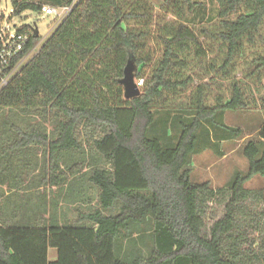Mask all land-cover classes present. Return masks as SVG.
Instances as JSON below:
<instances>
[{
    "label": "trees",
    "instance_id": "obj_1",
    "mask_svg": "<svg viewBox=\"0 0 264 264\" xmlns=\"http://www.w3.org/2000/svg\"><path fill=\"white\" fill-rule=\"evenodd\" d=\"M214 1L219 28L208 33L222 47L225 77L237 57L264 46V0ZM139 2L10 0L12 16L45 4L71 9L0 90V264H264V188L244 187L264 176V95L259 139L243 147L247 170L227 188L192 182L195 154L220 156L222 141L240 137L224 113L247 105L241 81L227 99L207 104L198 84L186 106L159 111L165 94L193 82L188 55L205 50L179 22L159 36L162 52L151 62L141 53L146 32L135 27L148 15ZM29 28L17 30L29 38L13 64L39 40ZM251 55L249 75L261 82L264 52ZM128 60L142 79L131 98L119 82ZM227 191L221 217L204 232L209 204ZM59 198L72 217L62 210L58 219Z\"/></svg>",
    "mask_w": 264,
    "mask_h": 264
},
{
    "label": "rangeland",
    "instance_id": "obj_2",
    "mask_svg": "<svg viewBox=\"0 0 264 264\" xmlns=\"http://www.w3.org/2000/svg\"><path fill=\"white\" fill-rule=\"evenodd\" d=\"M164 0H140L138 4L139 11L148 10L146 20L135 23L137 29L143 28L146 32L145 47L141 52L151 54V62H155L161 55L162 45L160 37L171 27H176L179 22H183L195 32L201 45L205 50L203 56L195 53L188 55L187 73L193 76V82L187 89L173 93L165 94L164 103H158L156 108L161 111L167 109L171 114L186 106L189 97L194 93L195 86L202 84L207 91L206 102L213 104L215 98L227 99L231 95L233 82L241 81L244 101L247 105L238 110L226 111L224 113V122L229 126L240 128V137L233 140L222 141L220 143L222 155L218 156L211 150H204L195 154L191 160L190 179L192 182H202L208 180L213 188H227L236 172H245L248 168V162L243 154L244 144L248 139H259L257 129L263 121V115L259 112L260 98L264 95V79L258 82L255 75L249 73L252 67L249 60L252 51L258 50L264 52V46L257 44L252 51L246 52L235 59L233 65L225 77H221L219 67L221 66L222 52L220 43L214 39L208 32H213L219 28L217 18V4L214 0H192L193 6L181 0H172L168 6L163 5ZM48 5V4H45ZM0 25L8 26L11 32L21 27L35 25L39 33V40L33 51L28 52L23 62L28 60L37 50L41 42L49 35L51 30L59 21L58 17L53 15L42 16L39 12L26 10L18 16H12L10 0H0ZM4 18V19H3ZM260 33L264 37V22ZM22 62V63H23ZM139 80V79H138ZM137 80V81H138ZM136 82V81H135ZM159 117V115H157ZM50 129L49 124H45ZM174 139H177L174 137ZM87 150V147H85ZM247 189L264 188V176L255 175L244 183ZM227 194H219L209 205L211 214L214 217L206 218L204 232H208L215 219L221 217L224 206L228 200ZM264 210V206L260 208ZM69 212V211H68ZM72 215V212H69ZM56 258V250L48 249V259L50 261Z\"/></svg>",
    "mask_w": 264,
    "mask_h": 264
},
{
    "label": "built area",
    "instance_id": "obj_3",
    "mask_svg": "<svg viewBox=\"0 0 264 264\" xmlns=\"http://www.w3.org/2000/svg\"><path fill=\"white\" fill-rule=\"evenodd\" d=\"M71 9V6H51L43 5L41 7L40 13L44 15H53L58 17L59 20L63 18ZM0 14V20H1ZM29 31L32 32V28H29ZM29 34L27 31L18 32L17 30L11 32L9 27H3L0 25V90L3 89L13 75L17 72L20 65L23 62L24 57L17 60L14 64L12 63L18 53L24 48L25 44L28 42ZM36 45L29 51H33ZM142 83V79L136 81L137 86L139 87Z\"/></svg>",
    "mask_w": 264,
    "mask_h": 264
},
{
    "label": "water",
    "instance_id": "obj_4",
    "mask_svg": "<svg viewBox=\"0 0 264 264\" xmlns=\"http://www.w3.org/2000/svg\"><path fill=\"white\" fill-rule=\"evenodd\" d=\"M31 27L34 32V36H37V27L35 25H32ZM134 69L135 65L131 60H128L123 68V76L119 80L123 86V96L125 98H131L139 94V88L134 80Z\"/></svg>",
    "mask_w": 264,
    "mask_h": 264
},
{
    "label": "crops",
    "instance_id": "obj_5",
    "mask_svg": "<svg viewBox=\"0 0 264 264\" xmlns=\"http://www.w3.org/2000/svg\"><path fill=\"white\" fill-rule=\"evenodd\" d=\"M0 188H2V189H5L6 188V185L5 184H2V185H0ZM54 188V187H53ZM52 195H54V193L52 194ZM68 209H67V208ZM71 207H72V204L71 203H69L68 205H66V204H64V202L63 201H61V199L59 198L58 199V206H57V208H56V211L58 212V219L60 220V218H62V210L64 211V210H67L66 211V214H67V217L68 218H70V217H72L73 216V213H72V215H70L69 214V212L71 211L72 212V209H71ZM69 211V212H68ZM56 259V258H55Z\"/></svg>",
    "mask_w": 264,
    "mask_h": 264
},
{
    "label": "bare ground",
    "instance_id": "obj_6",
    "mask_svg": "<svg viewBox=\"0 0 264 264\" xmlns=\"http://www.w3.org/2000/svg\"><path fill=\"white\" fill-rule=\"evenodd\" d=\"M32 26V25H31Z\"/></svg>",
    "mask_w": 264,
    "mask_h": 264
}]
</instances>
